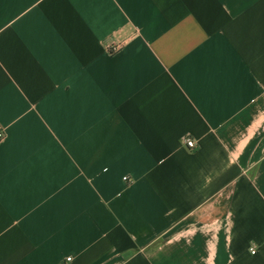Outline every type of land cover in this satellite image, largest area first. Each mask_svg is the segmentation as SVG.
Instances as JSON below:
<instances>
[{"label":"crops","instance_id":"0c3cea01","mask_svg":"<svg viewBox=\"0 0 264 264\" xmlns=\"http://www.w3.org/2000/svg\"><path fill=\"white\" fill-rule=\"evenodd\" d=\"M0 130V264H264V0H0Z\"/></svg>","mask_w":264,"mask_h":264},{"label":"built area","instance_id":"2783aa9c","mask_svg":"<svg viewBox=\"0 0 264 264\" xmlns=\"http://www.w3.org/2000/svg\"><path fill=\"white\" fill-rule=\"evenodd\" d=\"M4 138V134L3 132L0 130V141ZM184 142L186 144V146L189 148V149H193L195 147V144L194 142L191 140V139H188V138H185L184 139Z\"/></svg>","mask_w":264,"mask_h":264}]
</instances>
